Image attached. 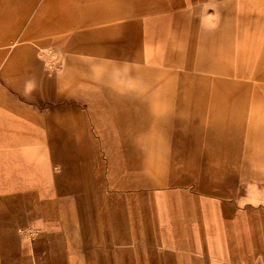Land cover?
<instances>
[{
  "label": "crops",
  "instance_id": "1",
  "mask_svg": "<svg viewBox=\"0 0 264 264\" xmlns=\"http://www.w3.org/2000/svg\"><path fill=\"white\" fill-rule=\"evenodd\" d=\"M7 2L0 264H264V205L197 188L167 60L264 46V0Z\"/></svg>",
  "mask_w": 264,
  "mask_h": 264
},
{
  "label": "rangeland",
  "instance_id": "2",
  "mask_svg": "<svg viewBox=\"0 0 264 264\" xmlns=\"http://www.w3.org/2000/svg\"><path fill=\"white\" fill-rule=\"evenodd\" d=\"M7 5L0 0V15ZM247 42L239 54H168V62L182 66L168 71L176 84L169 88L195 96L202 106L193 115L199 165L188 167L198 178L197 188L264 205V46Z\"/></svg>",
  "mask_w": 264,
  "mask_h": 264
},
{
  "label": "bare ground",
  "instance_id": "3",
  "mask_svg": "<svg viewBox=\"0 0 264 264\" xmlns=\"http://www.w3.org/2000/svg\"><path fill=\"white\" fill-rule=\"evenodd\" d=\"M24 156V155H23ZM25 161V160H24Z\"/></svg>",
  "mask_w": 264,
  "mask_h": 264
}]
</instances>
